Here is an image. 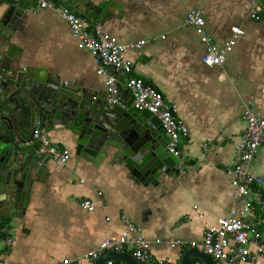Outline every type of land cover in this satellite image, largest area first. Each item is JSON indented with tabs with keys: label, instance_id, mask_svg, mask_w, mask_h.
<instances>
[{
	"label": "crops",
	"instance_id": "obj_1",
	"mask_svg": "<svg viewBox=\"0 0 264 264\" xmlns=\"http://www.w3.org/2000/svg\"><path fill=\"white\" fill-rule=\"evenodd\" d=\"M95 1L108 4L112 15L104 26L85 22L88 32L101 29L127 46L147 42L126 54L133 68L122 75L123 102H131L127 82L137 77L177 107V118L190 131L179 145L181 174L146 188L109 165L95 167L77 157L63 133H48L57 147L70 151L71 159L64 165L47 160L41 166L47 173L44 183L37 185L26 215L1 224L13 241L10 249L0 252L5 264L78 259L120 236L126 229L125 219L150 242L186 243L183 249L152 247L156 259L181 264L190 245L202 243L206 230L237 208L236 183L228 169L235 163L245 109L251 107L264 118V23L253 19L256 4L251 0ZM191 12L203 15L207 34L220 48L239 29L238 43L223 66L209 68L203 63L205 46L195 29L185 24ZM18 36L17 45L33 66L58 73L69 87L106 93L105 78L97 74L92 55L73 38L58 10L27 12ZM107 71L120 77L114 69ZM253 168L264 179V146ZM85 199L94 203L93 212L81 207ZM262 215L255 207L247 220L259 223ZM259 230L264 241V224ZM124 254L132 257L131 248ZM197 261L205 264L198 259L190 264ZM248 264H264V260Z\"/></svg>",
	"mask_w": 264,
	"mask_h": 264
},
{
	"label": "water",
	"instance_id": "obj_2",
	"mask_svg": "<svg viewBox=\"0 0 264 264\" xmlns=\"http://www.w3.org/2000/svg\"><path fill=\"white\" fill-rule=\"evenodd\" d=\"M53 3L89 25L104 26L112 15L108 4L95 0ZM255 4L257 21L264 23V0ZM39 8V0H0V229L4 221L26 215L37 185L44 183L47 173L38 165L40 144L34 139L41 128L63 133L77 157L95 167L109 165L146 188L180 176L182 169V155L175 157L170 152L171 140L162 122L134 108L130 91L126 94L131 102H123L121 94L120 103L111 107L107 91L69 87L58 73L28 62L17 45L18 32L27 12ZM118 73L121 90L125 72ZM106 255L95 264L115 259L142 264L124 253ZM192 259L216 264L198 249L187 250L181 264H190Z\"/></svg>",
	"mask_w": 264,
	"mask_h": 264
},
{
	"label": "built area",
	"instance_id": "obj_3",
	"mask_svg": "<svg viewBox=\"0 0 264 264\" xmlns=\"http://www.w3.org/2000/svg\"><path fill=\"white\" fill-rule=\"evenodd\" d=\"M256 1L251 0V3L255 5ZM39 2L41 5L39 9L59 11L61 17L68 23L73 38L79 41L82 49L92 55L98 67L97 74L105 78L108 105L111 107L118 105L121 101L119 81L115 75L107 71V68L117 72L130 73L133 63L126 57L127 52L131 48L142 49L147 42L140 41L130 46L122 45L115 37L101 29H97L94 33L88 32L84 20L76 17L69 9L55 5L53 0H39ZM253 19H259L256 17V13L253 15ZM185 24L195 29L201 43L205 46L203 63L209 68L223 66L227 56L238 43L239 29H234L233 38L228 45L225 48H220L207 34L205 20L200 12L189 13ZM127 88L134 98V108L140 111H148L159 118L165 133L171 140L170 152L175 157H180V141L188 138L190 131L188 126L177 118V107L175 105L166 106L162 93L148 86L142 78H130L127 82ZM1 115L2 112L0 111ZM243 118L245 127L241 140L235 148V163L228 169V173L236 183L234 198L237 208L231 210L228 218L219 219L217 226L208 228L202 243L190 245L192 249H198L212 257L216 264H248L251 261L264 260V241L259 230V225L264 224V194L262 192L264 179L253 168V161L264 146V118L256 115L251 107L245 109ZM37 126H40V123H37ZM34 139L40 144L36 153L40 167L47 160L62 165L70 161V151L57 147L45 129L41 128L37 131ZM80 205L88 212L95 210L94 203L88 199L83 200ZM255 207H259L263 213L259 223L247 220ZM124 221L126 223L124 232L118 237L104 241L95 252L78 259L64 260L55 264L95 262L103 254L124 253L129 247L132 250V257L142 264H173L156 259L152 253V247L154 245H166L171 249H183L187 246L186 243L178 241L157 240L150 242L143 237L139 227L127 219ZM6 233L7 229H0V252L6 248L10 249L13 245L10 235L5 236ZM131 235L134 237L131 238ZM0 264H5L1 255ZM108 264H114V262L109 261ZM195 264L202 263L197 261Z\"/></svg>",
	"mask_w": 264,
	"mask_h": 264
},
{
	"label": "trees",
	"instance_id": "obj_4",
	"mask_svg": "<svg viewBox=\"0 0 264 264\" xmlns=\"http://www.w3.org/2000/svg\"><path fill=\"white\" fill-rule=\"evenodd\" d=\"M4 226H1V229H3Z\"/></svg>",
	"mask_w": 264,
	"mask_h": 264
}]
</instances>
